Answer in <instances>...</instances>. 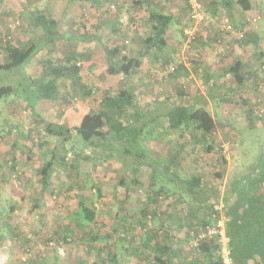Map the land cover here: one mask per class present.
<instances>
[{"label":"rangeland","instance_id":"obj_1","mask_svg":"<svg viewBox=\"0 0 264 264\" xmlns=\"http://www.w3.org/2000/svg\"><path fill=\"white\" fill-rule=\"evenodd\" d=\"M73 1L64 31L73 35L89 31L103 39L79 43L87 55L80 63L87 86L64 82L57 102L37 103L38 116L31 112L24 95L0 101V264H101L110 252L116 254L119 264H164V260L167 264H187L195 257H207V248L220 243L219 237L207 238L195 249L198 232L206 227L204 223L225 228L229 219L225 210L235 211L234 201L226 200L230 183L251 170L264 148V33L256 32L259 28L264 31V19L238 31L231 19L216 12V0H200L208 19L196 24L188 1L180 0L168 9L180 14L171 25L168 47L151 50L131 78H126L124 74H108L104 41L109 37L107 45L119 47L120 56L137 58L144 37L153 34L148 16L144 11L135 12L129 0L119 9L112 3L117 7L107 10L112 22H104L101 12L105 5L95 10L85 0ZM65 3L1 2L0 60H7L8 44L21 45L33 39L39 29L34 24L38 15L57 18ZM117 12L124 16V22ZM229 24L233 28L226 34ZM113 26L120 31L111 33ZM216 29L221 35L216 36ZM230 43L240 48V54L230 52ZM67 49L59 43L54 51H43L27 73L40 77L48 54L60 61ZM237 56L244 64L243 85H237L227 73ZM170 63L176 67L171 73L166 68ZM20 80L15 73H0L1 86L16 87ZM126 85L135 89L139 110L160 116L141 141L142 146L151 159L165 163L172 153H179L180 176L203 180L197 198L173 189L163 178L153 180L150 168L142 166L132 173L130 158L124 163L114 155L95 151L75 131L69 141L47 133L49 125L58 129L60 125L72 128L80 124L86 114L99 110L104 96L117 97ZM89 87L92 96L88 97L84 94ZM180 91L186 96H180ZM178 105L203 107L212 114L216 129L207 142L195 126L180 127V117L174 111ZM105 131L109 133L110 128ZM210 146L212 151L207 149ZM54 150L59 159L50 186L45 188L39 170ZM84 156L89 159H80ZM160 188L164 191L159 193ZM124 199H128L127 213L120 216L119 202ZM80 202L95 209L93 223L85 219ZM158 244L173 245L172 251L161 256ZM219 255L224 260L222 249Z\"/></svg>","mask_w":264,"mask_h":264},{"label":"trees","instance_id":"obj_2","mask_svg":"<svg viewBox=\"0 0 264 264\" xmlns=\"http://www.w3.org/2000/svg\"><path fill=\"white\" fill-rule=\"evenodd\" d=\"M3 1L5 0H0V3ZM85 1L89 2L88 0ZM72 3L73 0H66L65 5L57 11L60 13L57 18H49L45 14L38 15L34 24L39 29L36 31L37 33L35 32L32 40L28 39L21 45L13 43L7 45V60L4 62L0 60V73L4 75L15 73L21 80L18 81L16 87L0 85V101L12 95L18 98L24 95L31 112L38 116L35 112L37 103L39 101L50 104L57 102L60 96V87L63 86L64 82L70 81L75 86H81V88L87 86L83 81V68L80 65L87 58V55L80 50L79 43L102 42L103 39L101 40L96 34L92 35L89 31L75 32L74 35L67 30L64 31V20L68 19L71 14ZM230 4L240 5L244 11L251 10L248 0H237ZM148 14L150 23L154 24L152 27L153 34L144 38V49L140 51L137 58L130 59L126 55L120 56L121 49L119 47H109L107 40L104 41V53L109 75L124 74L126 78H131L133 71L141 66V59L148 57L151 50L168 47L167 38L171 33L170 26L175 17L154 10H149ZM119 31L120 28L115 26L114 34ZM59 43L66 44L68 48L64 59L55 61L48 54L42 62L43 70L40 77L29 75L27 68L38 55L45 50L54 51ZM243 66V62L235 61L227 70V73L234 77L237 85H243L245 82ZM135 93L132 85H126L117 97L104 96L100 102L99 110L86 114L80 124L74 125L72 128L60 125L58 129L49 125L47 133L69 141L73 138L72 133L75 131L79 139L95 151L114 155L124 163H126V159L130 158L132 163L129 165L133 168L132 173L136 174L139 167L142 166L150 168L153 173V180L158 177L163 178L167 183H171L173 189L189 197L197 198L202 191L203 180L200 177L183 179L180 176L181 160L179 153H172L171 160L165 163L151 159L142 146L141 141L149 134V129L158 121L160 116H152L139 110L135 105ZM84 95L92 96L90 87ZM179 95L186 96L183 91H180ZM174 111L180 117V127L191 129L195 126L194 130L200 132L206 142L216 129L214 117L203 107L190 108L186 105H178ZM123 119L127 120V123H124ZM106 127L110 128L109 133L105 131ZM207 149L212 151L211 146ZM58 159L57 150H54L50 159L39 170L45 188L50 186ZM80 159L87 160L89 157L84 156ZM75 167L76 169L79 168L78 162L75 163ZM229 189L226 200H232L235 204L234 212L225 210L229 218L225 224V234L229 239V259L232 264H264V148H261L251 170L246 171L239 179L232 181ZM163 191L164 189L160 188L157 192ZM97 192L98 198H101V189L98 188ZM127 202L128 199L119 202L120 216L127 213ZM79 205L85 219L93 223L96 219L95 209L85 202H80ZM206 224L204 223L203 226H209ZM216 243L215 247L207 248L210 255L203 259L195 257L187 264H226L219 255L221 245ZM172 246L158 244L157 252L161 256H168L169 252L172 251ZM107 259L106 261L99 260L101 264H119L117 256L113 252H110ZM162 262L160 260V263ZM164 264H167L165 260Z\"/></svg>","mask_w":264,"mask_h":264},{"label":"crops","instance_id":"obj_3","mask_svg":"<svg viewBox=\"0 0 264 264\" xmlns=\"http://www.w3.org/2000/svg\"><path fill=\"white\" fill-rule=\"evenodd\" d=\"M88 1H89V4H91V7L94 6L95 10L97 7L100 8V7H102V5H105L106 10L103 13L101 12V14H102L101 20L104 22H112V19L110 17L111 14L108 13L109 12V6L112 3H117L118 9H119L120 5L124 1L128 2L129 0H88ZM131 1H132L133 5H135V8H136L134 11L135 12H136V10H138V11L140 10L142 12L144 11V14H146L148 16L147 19L149 20V22H150V17L148 14L149 10L161 11V12H164L166 14H171L175 17L174 21H177V19L180 18V14H174L172 12H169V10H168L169 8L173 7V4H178V2H180V0H131ZM206 1L208 2L210 0H206ZM233 1H237V0H231V2H233ZM248 1L251 5V10H249V11H244L240 5H235V4L231 5L230 4L231 2H228V0H216V2L214 1V3H216V12L224 14L226 16V18L231 19V21L234 24L235 30L241 31V30H245L246 27H249V26L251 27V25H253V24H251V22L253 23L254 19H257V21L259 23L262 22V20L264 19V0H248ZM73 3H74V1H73ZM71 10H70V12H71L70 15H72ZM101 10H103V8ZM107 10H108V12H107ZM254 15H256L255 18L253 17ZM117 16H120V21L124 22V19H125L124 16H122L119 13L117 14ZM142 16L143 15H141V17ZM150 24H152V27H153L154 24L153 23H150ZM118 26H120V25L118 24ZM114 28H115V26H113L111 33L114 32ZM257 28H259L258 25H257ZM170 32L172 33V31H170ZM256 32H257V34H260V35H263V33H264L262 28L257 29ZM171 33L168 36V38L171 36ZM150 35H152V34H150ZM219 35H221V33L218 29H216V36H219ZM146 36H149V34ZM108 40H109V37L107 38V41ZM141 45L143 46V48H142V50H143L145 43L143 42ZM168 45H169V43H168ZM229 46H230V52L233 53V51H237V53L240 54L241 50L239 47L236 46V44L230 43ZM237 57L238 58L235 61H241L242 62V60L239 58V56H237Z\"/></svg>","mask_w":264,"mask_h":264},{"label":"built area","instance_id":"obj_4","mask_svg":"<svg viewBox=\"0 0 264 264\" xmlns=\"http://www.w3.org/2000/svg\"><path fill=\"white\" fill-rule=\"evenodd\" d=\"M188 2V7L191 13V18L193 19V21L197 24L198 22L203 21L204 23L207 22L205 21L206 19H208V17L206 18V16H204L205 12H204V8H203V4L200 0H187ZM110 10L114 11L116 10V4H111L110 6ZM204 12V13H203ZM219 17H216V22L218 20ZM257 19H254V21H256ZM228 22V20H226ZM202 23V22H201ZM232 25H226V29L227 31H231L232 30ZM166 68L169 70V73H171L172 71H174L176 69L175 65H173L172 63H170L169 65L166 66ZM218 236L219 237V242L221 245V249L223 252V257H224V262L226 264H232L229 262V252H228V242L229 239L227 238L226 234H225V228H223L222 224L210 227L207 226L204 229H201L197 236H196V240L194 242V247L195 249L199 248V245L202 241L207 240V238H211L213 236Z\"/></svg>","mask_w":264,"mask_h":264}]
</instances>
